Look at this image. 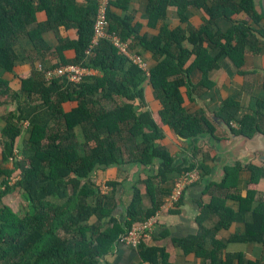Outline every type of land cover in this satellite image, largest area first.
Wrapping results in <instances>:
<instances>
[{"label": "trees", "instance_id": "obj_1", "mask_svg": "<svg viewBox=\"0 0 264 264\" xmlns=\"http://www.w3.org/2000/svg\"><path fill=\"white\" fill-rule=\"evenodd\" d=\"M120 3L125 7L127 1L111 2ZM169 6L177 7L180 25L173 30L163 27L151 37L139 36V25L131 26L129 18L107 13L109 33L123 42L134 39L153 54L157 64L146 77L108 40H100L92 55L85 56L93 36L96 0H0V69L14 72L23 58L17 50L21 41L32 43L33 54L40 58L42 51L51 50L43 38L45 32L73 29L76 39L59 37L56 48L61 57L66 50H73V60L53 67L42 64L43 70L77 64L99 73L76 85L66 79L48 83L43 70L35 65L31 75L21 77L18 92H11L9 82L0 80V105H16L0 114V264H101L134 224L159 210L172 192V188L161 185L173 173L184 174L196 168L194 160L179 157L157 142L163 134L151 112L141 108L147 104L143 84L148 82L159 103L160 121L187 138L196 157L200 153L198 139L206 134L214 136L216 128L205 110L186 109L182 88L190 100L200 89L211 90L214 85L209 74L219 68L220 59L230 63L239 76L254 74L256 71L243 67L246 52L254 56L261 52L264 14L258 12L254 0H212L210 4L207 0H149L148 26L154 28L164 20ZM191 8L203 10L208 16L200 29L193 28L186 15ZM40 12L47 14L46 22L38 21ZM218 20L227 21L229 28L223 31ZM195 70L203 74L197 85L191 80ZM261 79L264 87V72ZM66 102L72 103L70 109L66 110ZM257 105L264 107V100H258ZM239 110L240 103L228 97L221 101L217 113L228 123H238L233 132L251 136L260 129L257 117L253 113L240 116ZM24 132L27 137L19 148ZM19 153L23 154L21 158ZM205 156L207 159L209 155ZM204 163L199 166L207 170ZM132 165L143 166L146 177L129 181L130 198L123 204L118 202L116 191L126 183L127 166ZM110 167H116L123 177L102 183L95 176L96 170ZM16 169L20 173L14 176ZM240 171L251 174L245 191L214 195L208 205L201 206L198 223L214 214L218 217L214 229L203 228L199 236L173 239L186 254L194 252L204 263L221 264L227 243H264V200L256 199V191L248 188L264 178V166H226L222 181L208 186L237 189ZM139 183L145 185V195L152 203L149 208L143 205ZM16 190L27 204L22 213L2 202ZM228 199L239 203L238 210L227 206ZM181 203L180 199L176 204ZM117 210L120 214L116 215ZM236 222L245 224L244 232L227 242L216 238L219 231ZM208 237L212 250L204 246ZM138 248L143 263L167 264L164 247L142 242Z\"/></svg>", "mask_w": 264, "mask_h": 264}, {"label": "crops", "instance_id": "obj_2", "mask_svg": "<svg viewBox=\"0 0 264 264\" xmlns=\"http://www.w3.org/2000/svg\"><path fill=\"white\" fill-rule=\"evenodd\" d=\"M84 0H79L83 3ZM117 0H110L108 12L119 18H129L131 26L139 25V36H155L160 32L163 27H167L170 30L175 29L180 25V16L177 7L169 6L166 13V18L157 22L154 28L148 26V15L146 14L147 3L149 0H126L125 7L122 3L119 5H112L111 2ZM122 1V0H119ZM212 0H207L210 4ZM239 1V0H238ZM256 9L258 12L264 14L262 0H254ZM187 17L193 28L200 29L205 18H208L207 14L203 10L191 8L187 11ZM243 16V15H242ZM38 21L46 22L47 14L40 12L37 15ZM248 18L245 17L244 20ZM217 24L225 31L229 28L230 24L227 21L218 20ZM184 27H186L184 25ZM59 37L66 40H75L76 31L73 29L60 32L48 31L45 32L43 38L45 43L50 47L49 51H42L44 53L40 58L33 54L35 48L28 40L21 41L17 45V50L20 54H23V58L18 61L14 72H5L0 69V80H6L9 82V88L11 92H18L21 89V77H27L31 75L33 66L45 65L46 67H53L52 65L62 64L64 61L68 62L73 60L75 53L73 50H66L62 57L57 54L56 48L60 45ZM133 40V41H132ZM129 49L132 54H137L143 57L147 71L144 72L148 77L149 71L154 67L157 62L153 58V54L144 50L141 46L137 45L134 39H129ZM260 53L257 56L252 55L250 52H246L245 65L243 70L256 71L251 76L242 77L237 75L236 70L226 60L220 59L218 61L219 68L214 69L209 74V79L213 82V87L209 89H200L193 93L194 100H190L187 97L186 89L182 88L184 93V106L189 112H194L199 109L206 111V114L211 118L216 131L215 135L210 134L203 135L197 141V146L200 149V153L194 157L190 149V142L187 138H183L175 133V131L167 124H163L157 114L159 109L158 101L153 97V90L146 81L143 84L144 97L146 105L141 107L142 110H149L161 128L163 136L157 140L160 145H163L173 154H179V157L187 156L197 163L196 168L188 172H194L197 174V179L187 185L183 196L181 198L182 203L172 206L168 202L169 196L163 199L162 205L158 212V223L156 229L150 239L143 241L145 245H156L164 247L168 254L167 264H208L204 263L203 259L199 258L194 252L186 254L184 250L173 243V239H185L191 236H199L202 233L203 228L206 230L214 229L218 222V217L214 214H209L208 217L202 222L198 223V217L201 214L202 205H208L211 202L212 196L225 195L226 193H235L237 190L245 191L247 189L246 183L250 180L251 174L248 171L239 172V183L237 189L234 186L231 189H219L217 187H209L210 183L219 184L224 176V167L235 166L239 164L245 167L249 164H253L258 167L264 166L262 160L263 151L262 140L258 137L254 139L257 133H264V107L257 105L258 100H264V87L262 83V73L264 72V42L260 45ZM34 63L32 62L33 60ZM195 57L191 59V62ZM191 62L188 64L190 65ZM42 65V66H43ZM57 68V67H56ZM99 76L98 71L90 69L87 77ZM203 79V74L199 70H195L191 74L192 83L197 85ZM228 97H232L240 103L239 115L244 113H253L257 117L260 129L256 130L251 136L243 137L239 136L241 133H235L232 128H238V123L235 120H231L228 123L224 117L218 115V109L220 108L221 101ZM137 103L136 101L134 102ZM72 103L66 102L65 108L70 109ZM15 104L0 105V114H4L9 110L15 109ZM3 111V112H1ZM223 122V123H222ZM227 125L231 132L226 128ZM25 133V132H24ZM19 138V141H23L27 137L25 133ZM209 155L206 159L205 155ZM204 159H206L204 163ZM206 164V169L203 170L201 165ZM128 168L127 181L121 187L119 186L116 191L118 202L126 204L130 198V182L137 180V178H145L146 171L143 166L132 165ZM183 174L173 173L166 181L161 185L167 189L175 187L176 182L181 178ZM96 177L100 178L103 183L108 179L116 178L121 180L123 175L118 173L116 167H110L106 170L97 169ZM157 183V179L155 180ZM138 187L143 196V205L146 208L151 207L152 203L148 196L145 195V185L139 183ZM248 188L256 191V199L264 200V178L260 179L257 184H252ZM107 190L105 187L103 191ZM171 192V194H172ZM227 206L238 210L239 203L233 199L227 200ZM255 207V205H253ZM120 214L117 210L116 215ZM121 217V216H120ZM118 217V218H120ZM245 224L243 222L233 223L229 229L219 231L216 238L220 241L227 242L233 235L242 233L245 231ZM264 239V238H263ZM204 246L207 250H212V241L208 237L205 240ZM140 249L132 247L124 242H118L111 253L103 258L101 264H148L143 263L139 254ZM227 254L222 255V259L225 264H242L240 260L247 263L249 261L257 262L258 264H264V243H227ZM241 259L239 260V256ZM231 258V259H228ZM223 261L221 264H224Z\"/></svg>", "mask_w": 264, "mask_h": 264}, {"label": "built area", "instance_id": "obj_3", "mask_svg": "<svg viewBox=\"0 0 264 264\" xmlns=\"http://www.w3.org/2000/svg\"><path fill=\"white\" fill-rule=\"evenodd\" d=\"M96 1L97 11L93 24V36L88 48L85 50V56L90 57L98 42L105 39L108 40L117 49V52L124 56L131 64L136 65L141 71L146 72L147 66L143 57L137 54H132L128 42H123L115 33L108 32L109 21L107 13L110 0ZM40 70H43L42 66H40ZM89 71L90 69L77 64H66L57 68L43 70L45 79L48 83H51L56 79H66L67 82L75 85L82 83L87 77ZM24 126L27 128L28 122H26ZM196 179L197 174L194 172L184 173L176 182L173 192L168 198L169 204L175 206L182 198L187 185ZM157 223L158 212L142 223L134 224L130 230L120 238L119 242H124L132 247L138 248L144 240L151 238L154 229H156L155 227Z\"/></svg>", "mask_w": 264, "mask_h": 264}, {"label": "rangeland", "instance_id": "obj_4", "mask_svg": "<svg viewBox=\"0 0 264 264\" xmlns=\"http://www.w3.org/2000/svg\"><path fill=\"white\" fill-rule=\"evenodd\" d=\"M39 69H40V65H39ZM0 110H1V108H0ZM1 112H3V111H1ZM24 128H26V127L24 126ZM24 130H26V129H24ZM18 145L20 148V146L22 145V141H19ZM22 155H23L22 153L21 154L19 153V158H21ZM9 165L11 167L13 166L12 160H11V162H9ZM19 173H20V170L16 169L13 175L15 176V175H18ZM2 202L10 205L15 211H17L19 213H22L24 211V209H26V205H27L25 199L22 197V195L20 194V192L18 190L6 195L2 199Z\"/></svg>", "mask_w": 264, "mask_h": 264}, {"label": "water", "instance_id": "obj_5", "mask_svg": "<svg viewBox=\"0 0 264 264\" xmlns=\"http://www.w3.org/2000/svg\"><path fill=\"white\" fill-rule=\"evenodd\" d=\"M254 2H255V1H254ZM262 5H263V11H264V0H262ZM222 123H223V122H222ZM225 126H226L227 130H228L229 132H231V129H230L227 125H225ZM240 136L248 137V136H246V135H244V134H239L238 137H240ZM253 137H254V139L258 137L260 140H262V146H260V148H261V150L263 151L262 160L264 161V133H257L256 136H253Z\"/></svg>", "mask_w": 264, "mask_h": 264}]
</instances>
